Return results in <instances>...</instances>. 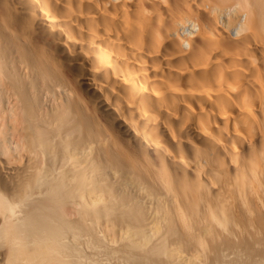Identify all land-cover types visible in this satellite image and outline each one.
<instances>
[{
    "label": "bare ground",
    "instance_id": "obj_1",
    "mask_svg": "<svg viewBox=\"0 0 264 264\" xmlns=\"http://www.w3.org/2000/svg\"><path fill=\"white\" fill-rule=\"evenodd\" d=\"M0 264H264V0H0Z\"/></svg>",
    "mask_w": 264,
    "mask_h": 264
}]
</instances>
